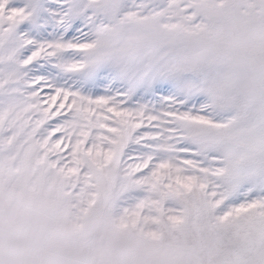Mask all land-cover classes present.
<instances>
[{"label":"snow or ice","instance_id":"1","mask_svg":"<svg viewBox=\"0 0 264 264\" xmlns=\"http://www.w3.org/2000/svg\"><path fill=\"white\" fill-rule=\"evenodd\" d=\"M0 264H264V0H0Z\"/></svg>","mask_w":264,"mask_h":264}]
</instances>
